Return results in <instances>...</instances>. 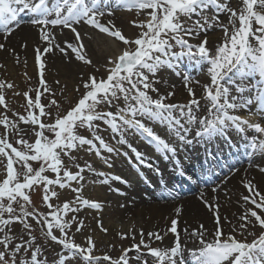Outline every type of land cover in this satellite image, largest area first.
I'll return each instance as SVG.
<instances>
[{"label":"snow or ice","instance_id":"6c2138e0","mask_svg":"<svg viewBox=\"0 0 264 264\" xmlns=\"http://www.w3.org/2000/svg\"><path fill=\"white\" fill-rule=\"evenodd\" d=\"M101 4L107 11L101 8ZM117 6L144 15L145 19L139 23L133 21V25L140 29L135 37L125 36L111 21L107 25L100 22V18L105 15H113L105 0H0V31L10 35L14 30L10 26L15 24L19 27L18 16L27 11L32 14L31 24L39 26L40 38L48 45L43 53L39 48L36 49L39 84L43 91L37 88L34 99L29 92L24 93L27 100L26 115L14 112L13 116L17 119L12 120L6 112L0 113V126L3 128V133H0V166L3 168V178L0 179V264H49L43 254V246L37 243V237L31 231L29 218L46 229V239L50 238L62 247V253L53 264H79L80 261L83 264H149L147 257H151L154 264H187L177 219L171 220L167 232H149L147 239L141 229L139 241L123 249L116 259L107 254L94 255L96 246L91 237L87 238V247H84L70 235L72 225L77 223L75 213L82 207L100 209L101 204L79 195L71 202L65 201L62 206L51 203L52 198L57 197L55 187L70 188L73 182L79 184L84 179L82 173L85 168L77 164L75 166L79 170L71 171L64 157L75 161L76 157L71 153L88 146L87 151H94L111 167L101 155V150L107 153L117 150L100 135L104 126L111 130L114 137H118V144H128V133L138 135L165 160L173 159L177 164L180 146L192 145L194 142L208 143L215 137L224 136L229 128L241 134L253 131L257 135L248 140V146L253 152L264 153V125L233 114L258 104L260 115L264 117V0H239L237 7H233L230 0H117ZM209 12H212L211 16ZM221 14L227 16V23L221 19ZM81 23L115 38L124 47L116 56L108 59L112 67L106 79L98 80L95 76H89L83 82L84 92L78 102L65 114L60 115L57 111L53 115L46 108L59 109L58 102L55 99L50 100L48 105L41 102L42 96L51 92L44 78L45 64L41 57L52 52L54 47H59L52 43L51 29H69L80 42L81 34L76 25ZM213 26H218L223 32V42L214 53L207 47V36L198 44H192L186 38L199 37ZM66 47L76 60L87 65L92 63L84 54L82 42L79 47L66 42ZM177 47L179 52L174 51ZM3 48L4 44H0V49ZM59 50L67 55L65 48ZM184 56L208 65L210 84L204 87L210 106L206 108V116L198 118L194 113L193 106L197 110L201 106L195 98L188 105H176L166 103L165 96L153 99L149 95V90L157 91L155 81L150 80V76L154 77L164 67H174L173 61ZM12 88V83L0 81V106L4 109L8 107L5 89ZM188 91L194 97L192 89ZM121 100L122 107L118 105ZM114 105L115 112L104 110L105 106L111 108ZM174 112L179 115H174ZM42 118L51 119L52 122L47 123ZM146 121L166 126L174 140L170 142L162 138ZM21 123L30 128H21ZM194 126L195 134L190 138ZM81 128H87L92 138L80 135ZM29 131L35 136L32 143L24 138ZM46 133H51V137ZM12 135L19 136L15 144L20 147L10 142ZM94 141L99 142V147ZM128 147L132 148L139 165L152 168L143 153L130 144ZM208 155L212 156L213 153L208 151ZM31 162H38L39 168H34ZM87 169L94 171L90 164ZM260 171L264 172V168H260ZM49 172L54 174V178L46 174ZM156 172L160 174L159 169ZM180 174L195 182L183 170ZM98 175L104 177L105 173L100 172ZM111 179L122 180L119 176H112ZM101 183H108V178ZM41 186L43 202L49 209L47 214L33 206L29 194ZM244 186L249 195L242 199L253 207L247 208L239 217L242 221L238 226L239 234L252 235L248 229L256 226L261 229L260 234L251 242L246 238L238 239L235 229L225 235L216 211V228L211 241L207 240L203 231L192 230L189 233L198 239L200 245L198 250L190 252L193 264H264V194L251 181ZM72 191L80 193L81 188H72ZM208 207L214 206L209 204ZM179 211L177 209V213ZM69 214L73 215L66 219ZM15 223L22 224L28 230L27 239L20 237L18 240L12 234L11 226ZM200 227L203 228L202 225ZM82 228L83 221H79L76 231L80 232ZM54 229L59 231V236L54 234ZM168 232L175 237L173 246H152L153 240L162 243ZM121 238L127 239L128 235L122 234ZM132 239L135 240L134 234ZM132 252H135L134 256L130 255Z\"/></svg>","mask_w":264,"mask_h":264},{"label":"bare ground","instance_id":"6f19581e","mask_svg":"<svg viewBox=\"0 0 264 264\" xmlns=\"http://www.w3.org/2000/svg\"><path fill=\"white\" fill-rule=\"evenodd\" d=\"M101 8L107 11L102 4ZM111 11L113 12L111 19L100 18V22L107 25L111 21L116 28L122 30L125 36L135 37L132 29L124 23L127 20L125 12L120 9L116 11L111 9ZM19 17H28L29 22L23 23ZM18 19L20 26L14 29L10 35L0 34V44H4V48L6 49L5 51H0L1 60L5 61L4 65H8L9 59L13 58L14 61H18V67L23 64L22 61H25L26 64L23 66L31 67L34 73L36 71L39 72V66L36 63V49L39 48L43 53V49L48 46L47 42L40 38L39 26L31 24V13L27 11L20 13ZM76 27L81 34L83 45H85L83 49L84 54L92 61L90 64L92 68L97 66V64L100 68H103L105 63H108L109 58L116 56L122 50L121 42L116 41L115 38L100 33L97 29L83 23L76 25ZM51 32L53 45H59V47H54L52 52L42 55L41 59L45 64L44 72L48 74V77L58 76L65 84L70 85L74 81L72 89L76 95H79L83 93L84 88L82 85L88 77L84 73L83 75L81 72H78V70L81 71V66L85 67L87 64L81 61L82 64L76 62L75 55L66 47V42L79 47L75 34L69 29H62L60 27L51 29ZM200 41L201 38L199 36L190 41V43L197 44ZM215 43L216 41L211 39L207 46H214ZM95 46L97 50H95ZM59 48H65L67 55L61 53ZM173 64L175 65L174 61ZM195 66L197 67V65ZM163 69L165 70H160L154 77L150 76V80L155 81L154 87L157 91L149 90V95L153 99L165 96L166 103L176 105H180V101L182 102L187 96L190 100L195 98L200 102L201 106L198 110L193 106L194 113L200 114L199 117H202L206 113L204 115L206 116V108L210 106V103L204 95V86L208 82L202 74H199L200 70L196 68L192 69V67L189 72L178 70L177 77L175 73L171 72L170 68L164 67ZM94 70L98 69L95 68ZM167 70L168 72H165ZM252 79L254 80L255 78ZM189 88L195 94L194 97L189 95ZM69 90L65 91L68 92ZM169 93H174V95L169 96ZM259 110V105L253 104L248 108L240 109L238 113L245 119L247 117L252 118L254 113ZM101 130L105 131L102 136L110 139L117 138L113 137L111 130L106 126L102 127ZM227 131L233 132V128H229ZM192 132V136H194L195 126ZM253 135L256 134L251 130L238 135L237 139H234L233 144L229 145L228 149L216 150L214 156L211 158L203 157L201 149H210L222 144L224 139L220 136L215 137L208 143L201 144L194 142L192 145L180 146L177 151L179 164L173 159L165 160L161 154L155 153L156 151L153 147L144 145L143 143H147V141L142 137L141 139L143 140L141 141L139 137L135 140V136L133 135L126 136L128 144L143 153L145 160L152 164V168L136 163L135 153L132 151V148L128 147V144L120 145L117 142L118 138L117 140L112 139L110 143L113 142V145L119 147V153L125 152L128 156L132 157V160L138 167H144V171L142 172L147 176L149 183H140L132 168L127 166L123 160H120V165L114 166L115 171L120 176L130 177L133 185L122 186L121 190L115 189V187L119 186L115 180L108 179V183H101L105 178L98 175L100 170H95L99 168L100 164L98 166L96 164L93 165L92 169L94 171L87 169V165H91L93 160L96 161L100 157L92 155V158H83L82 167L85 168L83 174L85 173L86 179L80 181L82 186H77V183H75V186L74 183L71 185V188L79 187L81 191L80 193L74 192L70 196L66 195V201L71 202L79 195L83 199L99 202L101 208L82 207L75 214L77 222L83 221V228L91 234V236L85 238L84 245L82 244L81 246L87 247V238L91 237L96 246L94 255L103 256L107 254L116 259L121 255L123 249L130 248L133 243L139 241L141 229H143L145 238L147 239V233L149 232L164 234L170 227L171 220L177 219L184 258L187 264H193L190 252L198 250L200 245L198 239L192 237L189 233L192 230L203 231L207 240L211 241L216 228V211H218L221 220L220 227L225 235L232 233L235 229L238 239L246 238L248 242H251L257 237L255 236L257 232V234H260L261 229L259 226L248 229L252 235L245 233L244 236L239 234L240 229L238 226L242 222L239 217L244 214L247 208L253 207L250 204H245L242 200V194L246 189L244 185L251 181L264 194V172L260 171V168H264V153L253 152L248 146V140ZM171 137L167 132L166 140L173 141L174 139L171 140ZM85 150L86 147L84 146L79 152ZM74 156L76 160L73 162L79 165V161L77 160L80 159V155L74 154ZM115 157L118 158L117 153ZM106 159L110 160L111 158ZM260 161L262 163H258ZM156 169H159L160 174H157ZM73 170V172H76L79 169L75 166ZM181 170L186 172L187 175L192 176L195 182L181 175ZM227 173L228 175L225 176ZM86 183L91 184L90 188L85 185ZM213 188L216 189L215 192H213ZM115 190L119 194L116 193L117 195L114 196L113 191ZM244 196H246V192ZM64 202L62 201V203ZM209 204L214 207L209 208ZM177 209L180 210L179 213H177ZM114 219H117V221L119 219L118 226L115 225V221H112ZM201 225L203 228L200 227ZM103 229H107V231L105 232ZM184 229L188 231L185 232ZM95 234L99 236L95 237ZM122 234H127L128 238L122 239ZM133 234L135 235V240L132 239ZM174 239L173 234L168 232L162 243L153 240L152 246L170 248L174 245ZM57 251L59 256L63 250L60 248ZM130 255L134 256L135 252L130 253ZM147 259L149 260V264H154L151 257H147ZM102 264H108V262H102Z\"/></svg>","mask_w":264,"mask_h":264},{"label":"rangeland","instance_id":"374dc122","mask_svg":"<svg viewBox=\"0 0 264 264\" xmlns=\"http://www.w3.org/2000/svg\"><path fill=\"white\" fill-rule=\"evenodd\" d=\"M234 1V2H233ZM230 3L233 7H237L239 4V0H233ZM105 3L114 11L120 9L123 10L125 12V17H127V20L124 22L126 26L130 27L132 29V33L133 35H137L138 32L140 31L139 28L135 27L133 25V21H136L137 23H139L140 21L144 20L145 17L142 14H138L135 10L132 11H128L122 7H118L117 6V0H105ZM104 5V4H102ZM209 16L212 15V12L208 13ZM112 15H105L104 17H102V19H111ZM221 19L227 23V16L221 14ZM123 21V20H122ZM18 27H16L15 29H17ZM6 34V33H3ZM94 34V33H93ZM202 35H200L201 40L204 39L205 36H207L208 41H211V39H213L214 41H216L215 45L209 47L213 53L215 52V49L219 46V44H221L223 42V32L222 30L218 27V26H213L210 27L207 32L201 33ZM96 35V34H95ZM86 36V35H85ZM189 42L196 39L197 37H192V38H188ZM78 42V41H77ZM83 43L82 37H81V41L78 42V44ZM84 44V43H83ZM192 44H196V43H192ZM198 44V43H197ZM209 44V43H208ZM122 49L124 47V45L122 44ZM85 46V45H84ZM208 47V46H207ZM6 49H0V51H5ZM95 50H97V47L95 46ZM174 51L179 52L180 49L177 47L174 49ZM1 57V56H0ZM2 57L0 58V81H5L6 83H12L13 84V88L12 89H5V100L6 103L8 105L7 109H4L3 106H0V113H5L7 114V116L12 119V120H16L17 117L13 116V113H19L21 115H26V105H27V100L24 96L25 92H29V95L34 99L35 95H36V89L40 88L41 91H43V89L41 88L40 84H39V79H40V71H36L35 73L32 71V68L29 66H23L26 64V62L22 61L23 64L20 65V67H18V61H14L13 58L9 59L8 65H4V60H1ZM76 62H79V64H82L80 61L76 60ZM175 65L174 67H172L171 72L175 73V76L178 77V74H176V71L178 70H190L188 69L189 67H195V65H197V70H200L199 74H202L203 77L206 78L208 84H210V76L208 75L207 72V68L208 65L206 64H201V63H197L196 60L194 59H190L187 56H184L178 60H174ZM188 66V67H187ZM87 67V68H86ZM112 67V65L110 66L109 63H105V66L103 68H100V66L97 64V66H94V68H92V66L90 65H86L81 66V71L78 70V72L80 73H84L86 77L89 76H95L98 80L99 79H106L107 75H108V71L109 68ZM95 68H97L98 70H94ZM85 69V70H84ZM40 70V69H39ZM161 70H165V69H161ZM165 72H168L165 71ZM163 73V72H162ZM161 73V74H162ZM83 74V75H84ZM48 74H45L44 72V78L46 80L47 86L51 89V92L49 93H45L42 98H41V102L45 105H48L50 100L55 99L58 104L60 105V108L57 109L56 107H48L46 108V111H50L53 113V115H55L57 113V111H59L60 115H63L66 113V111L70 110L71 107H73L75 105L76 102H78L79 98L81 97V94L76 95L75 91L72 89V85L74 83L71 82V84H65L62 82V79L59 78L58 76H47ZM51 77V78H50ZM57 81L59 83H57ZM67 89H70L68 92L65 91ZM31 90V91H29ZM84 92V90H83ZM16 93H19L18 95ZM206 94V92H205ZM206 97V96H205ZM189 97L187 96V98L185 97L184 100L181 102L180 101V105H188L189 102L191 101L190 99H188ZM119 106H123V101H119L118 102ZM99 110V109H98ZM104 110H108V111H112L115 112L116 111V106L114 105L111 108H107L105 106ZM38 111V110H37ZM240 111V110H238ZM238 111H236L233 114H236ZM198 117L200 116V114H198L197 112L195 113ZM206 113H204L202 115V117L205 115ZM174 115H179L178 112H174ZM45 120V122L47 123H51L52 120L51 119H46V118H42ZM256 120H262V117L260 115L255 116ZM149 126L153 127V129L155 131H157L158 133L161 134V136H165L167 135V128L166 126L160 125L158 123H154V122H150V121H146ZM251 122V121H250ZM258 122V121H256ZM260 123L262 125H264V122L260 121ZM21 128H30V126L28 125H24L23 123H21L19 125ZM105 127V126H104ZM107 127V126H106ZM109 129V128H108ZM105 131L104 130H100V135H103ZM0 133H3V128L2 126H0ZM47 135H49L51 137V133H46ZM79 134L82 136H85L89 139L92 138L91 133L88 131L87 128H81L79 129ZM113 134V133H112ZM128 135H133L135 136V140L139 137V139L142 141L143 139H141L140 136L135 135V134H126V136ZM190 135H193V132L190 133ZM104 138V140L110 144V146L114 147L116 150L119 148L116 145H113L114 143L110 141H112V139H116L117 138H108L106 136H102ZM114 137V134H113ZM19 136L17 135H12L10 136V142H12L14 144V146L20 147L19 145L15 144V140L18 139ZM25 139H28L29 143L34 142L35 140V136L33 133H31V131H29L26 135H24ZM174 139L173 137H171V140ZM144 142V141H143ZM94 143H96L97 147H99V142L98 141H94ZM112 144V145H111ZM144 145H146V143H143ZM148 144V143H147ZM85 151H74L71 153V155L74 156V154H78L80 155V159H78L77 161H79V165L80 167H82L83 165V158L85 159L86 157L92 158V155H95L94 151H87V146ZM116 153L118 154V158H116ZM125 152H122V154L119 153V151L113 152V153H107L104 150H101V155L105 158H111L110 160H108V162L111 164V167H109L103 160H101L100 158H97L96 161L93 160L91 166L93 167L94 164H96V166L99 165V168H96L95 170L100 172L105 173L104 178H110L112 176H119L116 171L114 166L115 165H120L119 162L120 160H123L124 162H126L123 154ZM131 158V156H130ZM130 158H128V161H131ZM94 159V158H93ZM65 163L66 165H68L69 169L71 171H74L73 169L75 168V163L73 161L68 160L67 157H64ZM99 162V163H98ZM32 166L34 168H39V163L38 162H31ZM258 163H262L261 161ZM77 168V167H76ZM50 178H54V174L49 172L46 173ZM84 179L85 178V173L83 174ZM3 178V168L2 166H0V179ZM103 178V177H102ZM101 178V180H102ZM74 186H75V182ZM119 186L121 185V182L119 181ZM77 186H82V184H76ZM88 188H90V183H86L85 184ZM94 188V187H93ZM92 189V187H91ZM120 188H118V190H120ZM55 190L57 192V197L56 198H52L51 203L53 205H57V206H62L63 203L62 201H66V195L70 196L72 194H74V192L72 191V188H64V189H60L57 187H55ZM116 191H113V195H117L116 193H114ZM246 195H249L248 191L245 189ZM245 192H243L242 197L245 195ZM32 199V204L33 206L41 213L47 214L49 212L48 207L45 205V203L43 202V188L42 186L37 188L35 191H32L29 193ZM243 200V199H242ZM70 202V201H69ZM29 210H31V208H29ZM17 214H19V208L17 207ZM76 214V213H75ZM71 215L73 214H69L68 217H66V219H70ZM106 220V219H105ZM112 221H115L114 223H116L115 225L118 226L119 225V219L117 221V219H114ZM29 222L31 223L32 227H31V231L32 233L37 237V243L41 244L43 246V254L44 256L47 257L49 264H53V261L56 260V257H58L57 254V250H59L60 248L62 249V247L58 244H56L55 242L51 241L50 238L46 239L44 232L46 231L45 228H43V226L41 224H37L35 220H32L31 218H29ZM78 223V222H77ZM77 223L72 225V228L70 229V235L73 237V239L75 240L76 243L80 244V245H84V241L85 238L87 236H91V234L89 233V231H87L86 229L82 228V230L80 232L76 231V226ZM12 228V234L15 235L17 237V239L19 240L20 237H24L25 239H27L28 236V230H26L22 224L19 223H15L11 226ZM74 228V229H73ZM116 229V228H115ZM54 234L59 236V231L54 229ZM258 233V232H257ZM256 233L255 236H258V234ZM102 235V234H100ZM99 236L98 234H95V237ZM103 236H105L103 234ZM187 248V247H186ZM62 253V252H61ZM57 254V255H56ZM79 264H83L82 261L79 262Z\"/></svg>","mask_w":264,"mask_h":264}]
</instances>
